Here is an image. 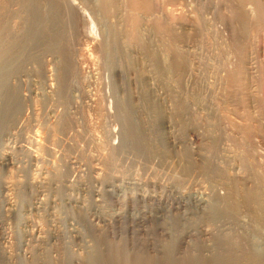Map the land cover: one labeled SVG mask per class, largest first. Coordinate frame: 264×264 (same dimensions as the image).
<instances>
[{
	"label": "rangeland",
	"instance_id": "obj_1",
	"mask_svg": "<svg viewBox=\"0 0 264 264\" xmlns=\"http://www.w3.org/2000/svg\"><path fill=\"white\" fill-rule=\"evenodd\" d=\"M113 1L0 0V264H264V0Z\"/></svg>",
	"mask_w": 264,
	"mask_h": 264
},
{
	"label": "bare ground",
	"instance_id": "obj_2",
	"mask_svg": "<svg viewBox=\"0 0 264 264\" xmlns=\"http://www.w3.org/2000/svg\"><path fill=\"white\" fill-rule=\"evenodd\" d=\"M132 1V0H131ZM133 1H135V0H133ZM239 1V0H238ZM103 2L105 3V5L107 6V7H109V6H112V4H113V2H115V1H113V0H103ZM145 2V1H144ZM149 0H148V2H145L144 4H143V6L141 5V7L142 8H144V9H147L148 8V6H149ZM240 2V1H239ZM137 3V2H136ZM141 4H142V2H140ZM258 0H250L249 1V7L251 6V7H255L256 9H258V7H260L261 6V4H260V6H257L258 4ZM262 3V2H261ZM133 4V3H132ZM138 5V4H137ZM239 5V4H238ZM248 5V4H247ZM242 7V6H241ZM250 7V8H251ZM243 8V7H242ZM105 9H106V7H105ZM138 9V8H137ZM21 10V9H20ZM244 10V9H243ZM247 10V9H246ZM250 10H252V9H250ZM143 11V10H142ZM253 11V10H252ZM255 12V11H254ZM259 11H257V14H260V13H258ZM241 13V12H240ZM2 14V13H1ZM245 14V13H244ZM121 15V14H120ZM261 15V14H260ZM130 16V15H129ZM146 16V15H145ZM149 16V15H148ZM255 16H257V15H255ZM259 16V15H258ZM141 19V18H140ZM137 20V19H136ZM136 20H134V22L137 24V22H136ZM9 21V20H8ZM133 22V21H132ZM158 22V21H157ZM135 23H133V25H135ZM256 23V22H255ZM130 24V23H129ZM154 25V24H153ZM132 26V25H131ZM13 28V27H12ZM17 29V28H16ZM135 29V28H134ZM133 29V30H134ZM10 31V30H9ZM12 31H14V30H12ZM22 31V30H21ZM132 32V31H131ZM10 33V32H9ZM4 34V33H3ZM136 34H138V33H136L135 31H134V34H132L133 36H131V38L134 40V38L136 37ZM8 35V34H7ZM135 35V36H134ZM14 36V35H13ZM21 36V35H20ZM18 38V37H17ZM10 39V38H9ZM85 39V38H84ZM104 41H106V40H104ZM132 41V40H131ZM12 42V41H11ZM2 43V42H1ZM15 47V46H14ZM107 47V46H106ZM106 47H105V49H106ZM100 49V48H99ZM109 49V48H108ZM1 52V51H0ZM108 52V51H107ZM124 53H126V52H124ZM129 54V53H128ZM1 58V57H0ZM253 60V59H252ZM252 60H251V62H252ZM250 61V60H249ZM6 62V61H5ZM250 62V63H251ZM252 64H253V62H252ZM251 65V64H250ZM254 65V64H253ZM176 66V65H175ZM9 67V66H8ZM206 67V66H205ZM249 68V73H250V71H252V70H254L253 68H254V66L253 67H248ZM7 69V68H6ZM218 69V68H217ZM128 70L129 71H131V72H133V74L135 73V70H131V68H128ZM127 70V71H128ZM215 70V69H214ZM118 71V70H117ZM247 71V70H246ZM119 74L120 73H122L121 72V70L119 69ZM117 73V72H116ZM252 73H254L253 71H252ZM123 74V73H122ZM125 74H126V72H125ZM222 76H224L225 77V75L223 74ZM212 77V76H211ZM220 78V77H219ZM222 78V77H221ZM221 78H220V80H219V82L221 81ZM256 78V77H255ZM132 79L134 80V81H136V79H135V76L133 77L132 76ZM208 79H209V76H208ZM218 79V78H217ZM223 79V78H222ZM225 79V78H224ZM226 79L228 80V81H230V82H235V81H237V79H238V72H237V70H233V71H229V72H226ZM216 80V79H215ZM133 81V82H134ZM218 81V80H217ZM217 81H215V82H217ZM173 82V84H172V86H171V84H170V86L171 87H173L174 89L175 88H177V84H176V80H173L172 81ZM224 82V81H223ZM205 83V82H204ZM221 83H222V81H221ZM220 83V84H221ZM216 84V83H215ZM215 84H213V85H215ZM258 84V83H257ZM261 84V83H260ZM50 85V84H49ZM202 85H203V83H202ZM213 85H211V83H209V84H204L203 85V89L205 90V92H208V89H209V91H210V89H211V87H213ZM217 85H218V83H217ZM216 86V85H215ZM52 91V90H51ZM162 91V90H161ZM164 91V90H163ZM251 91H252V89H251ZM257 91V90H256ZM255 91V92H256ZM165 92V91H164ZM254 92V91H253ZM167 93V92H166ZM257 97H258V99H261L263 102H264V95L262 94V92H258V94H257ZM120 100L117 102V103H119V104H122L123 103V98H119ZM116 103V104H117ZM123 105V104H122ZM119 106V105H118ZM49 116V115H48ZM177 140V139H176ZM6 160H8V158L6 159ZM5 161V160H4ZM8 161H11V160H8ZM36 162V161H35ZM44 176V175H43ZM48 178V177H47ZM41 180V179H40ZM133 184V183H132ZM126 190V189H125ZM44 191V190H43ZM254 191V190H253ZM258 191V190H257ZM247 193H249V192H247ZM255 193V192H254ZM254 193H252L251 195H250V197H249V195H247L248 197H247V200H249L250 198L252 199L253 198V200L252 201H254V199H255V196L253 197V195H254ZM215 195V194H214ZM199 198V201L198 202H200V203H202L203 201H206V199H204V198H202V196L201 197H198ZM213 198V197H212ZM215 198H213V201H215V202H211V204H210V202H209V204H207L206 203V205L209 207V210H213L214 212H213V214L214 213H217V212H215L216 211V209L218 208V207H220V204L222 203L221 201V203L219 204V202H218V200H214ZM208 200V199H207ZM256 200V199H255ZM212 201V200H211ZM226 201H228V200H226ZM248 202V201H247ZM246 203V202H245ZM250 203H252V202H250ZM56 204V203H55ZM205 204V203H204ZM203 204V205H204ZM256 204H258V203H256ZM223 205H224V203H223ZM253 206H255L254 205V203L252 204ZM206 206V207H207ZM222 206V205H221ZM258 206H259V204H258ZM2 207V206H1ZM54 207H56V206H54ZM11 208V207H10ZM211 208V209H210ZM259 208V207H258ZM7 210V209H6ZM211 210V211H212ZM257 210V209H256ZM218 211V210H217ZM210 213V212H209ZM212 213V212H211ZM219 213H221V212H219ZM218 213V214H219ZM264 213V212H263ZM263 213H259L258 212V214H263ZM264 215V214H263ZM35 225V224H34ZM36 231H38V230H36ZM131 232H133V231H131ZM170 233V232H169ZM29 235V234H28ZM167 235H169V234H167ZM119 236V235H118ZM138 237V236H137ZM141 238V237H140ZM3 240L5 239V238H2ZM119 239V238H118ZM150 240V239H149ZM222 240V239H221ZM124 241V240H123ZM142 242V241H141ZM116 243V242H115ZM127 245V244H126ZM155 246V245H154ZM145 247V246H144ZM156 247V246H155ZM166 247V246H165ZM233 247V246H232ZM137 249H139V248H137ZM131 251V250H130ZM123 252V251H122ZM126 252V251H125ZM253 252H254V254H258L259 252H258V250H257V248H256V245H255V247L253 246ZM132 253V252H131ZM162 253V252H161ZM134 254V253H133ZM146 255V254H145ZM148 255V254H147ZM165 255V254H164ZM127 256V255H126ZM135 256V255H134ZM149 256V255H148ZM138 257V256H137ZM143 257V256H142ZM145 258V257H144ZM134 260V259H133ZM137 263H139V262H137Z\"/></svg>",
	"mask_w": 264,
	"mask_h": 264
}]
</instances>
